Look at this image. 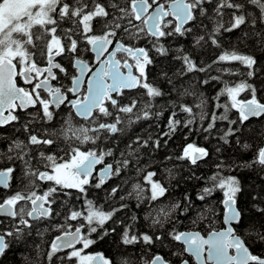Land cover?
I'll list each match as a JSON object with an SVG mask.
<instances>
[{"label":"trees","instance_id":"16d2710c","mask_svg":"<svg viewBox=\"0 0 264 264\" xmlns=\"http://www.w3.org/2000/svg\"><path fill=\"white\" fill-rule=\"evenodd\" d=\"M17 38L13 35L12 44L26 48L25 38ZM153 42L145 46L151 53L147 115L142 119L138 114L125 123L114 142L117 158L132 159L129 165L137 169L130 177L136 187L149 176L163 190L152 196L147 188L123 189L118 216L106 223L109 231L92 241L91 249L102 253L109 264H148L156 253L172 264L184 259L194 264L175 235L182 230L205 234L222 227V197L231 193L241 211L235 232L253 254L264 257V165L258 160L264 114L244 118L235 107L237 98L264 103V1L202 0L186 28L180 33L164 31ZM139 106L135 105L138 112ZM9 136L0 148L1 166L17 160L20 168L24 150ZM189 146L205 154L193 160L185 154ZM104 187L88 191L83 196L87 200L77 198L79 206H73L87 213L98 211L93 200L109 191ZM66 204L61 210L65 213ZM52 220L12 237L0 264H79L77 257L50 249V238L62 230L59 220Z\"/></svg>","mask_w":264,"mask_h":264},{"label":"flooded vegetation","instance_id":"af4514ba","mask_svg":"<svg viewBox=\"0 0 264 264\" xmlns=\"http://www.w3.org/2000/svg\"><path fill=\"white\" fill-rule=\"evenodd\" d=\"M42 1L40 21H36L42 26V31H34V19L30 13L25 37L19 39L25 38V59L21 61L14 57L17 66L16 83L29 95L30 100L28 99L26 105L15 101L14 108L4 111L5 116L12 115L11 120L0 125V148L6 134H9L10 140L17 142L24 149L19 158L20 168H17V160L10 161V164L5 166L0 163V170L9 172L7 187H0V203L10 200L15 210L14 217L0 214V236H4L7 247L10 239L15 238L16 234L32 232L34 228L46 224L52 220L51 216L56 215L57 218L52 222L59 220L58 228H64L58 233L73 232L79 228L82 238L80 237L77 245L69 249L57 250L51 246V241L58 235L55 233L49 240L50 249L62 253L61 256L66 253L72 256L71 253H76L79 249L92 255L98 252L91 249L92 241H99L100 235L97 232L103 226L110 228L106 223L112 216L99 226L97 220L88 219L86 209L79 213L73 205L79 206L77 198L85 199L83 196H86L88 191L94 193L100 187L120 186L116 179L119 180L118 173L127 165V160L121 161L115 152L114 140L119 137V126L130 116V106L142 105L139 115L143 119L146 117L145 105L150 104L147 97L150 94L147 93L150 89L148 76L151 53L145 46L151 41L154 43V38L146 32L144 19L158 5L162 10H167L172 0H145L146 14L142 17L137 16L135 12L132 5L134 0ZM187 2L193 10L200 0ZM187 26L188 23L184 28ZM160 28L163 32L175 30L176 20L169 11L162 18ZM97 39L111 41L98 54L91 47V43ZM117 42L131 48L143 47L146 54L134 58L132 54L120 48L113 50ZM113 67H116V70ZM25 68L29 70L24 72ZM127 70L142 82L139 81L138 85L132 88L119 86V90L114 89L111 76L127 74ZM79 76L81 80L76 84ZM92 78L98 83L93 98L98 106L90 112H77L76 107L94 103L87 101ZM159 99L160 97L158 101ZM89 156L97 157L99 161L93 165L91 172H81L78 166ZM191 158L195 159L193 156ZM101 170L106 171V180L100 177ZM37 198H40V203L37 204L35 216H32L33 201ZM21 201L22 209L19 204ZM65 204L66 209L68 208L66 213L61 211L64 210ZM72 208L73 210H69ZM46 210L47 213L44 214ZM86 240L90 243L84 246L83 242ZM91 257L88 264H92Z\"/></svg>","mask_w":264,"mask_h":264},{"label":"water","instance_id":"95a60500","mask_svg":"<svg viewBox=\"0 0 264 264\" xmlns=\"http://www.w3.org/2000/svg\"><path fill=\"white\" fill-rule=\"evenodd\" d=\"M133 6L139 17L143 16L146 12L147 3L145 0H136L133 2ZM167 11L171 16L176 19V32H180L182 26L186 24L192 16L189 3L186 0H173L169 3L167 10H162L160 5L156 6L144 19L146 31L152 34L154 37H159L162 34V30L158 27L162 18ZM111 41L96 40L92 43L91 47L95 53H100V50L108 45ZM120 48L128 51L136 57L137 54L144 56L145 50L143 48L130 49L123 46L120 42H117L113 50ZM116 70V67H113ZM29 70L26 68L24 72ZM17 74V68L15 62L7 57L0 56V125L7 123L11 117L5 116L4 111L12 108L15 101H18L20 105H26L30 98L24 90L16 85L15 77ZM81 76L76 79V84H79ZM93 82L89 83L90 96L88 102H94L93 105H83L77 109V111L90 112L94 107L96 101L93 100L96 95L98 83L94 78ZM114 89L119 90L121 87H133L137 84V78L127 70V74L113 75L111 76ZM29 99V100H28ZM99 101V99L97 100ZM237 110L241 112L245 117L251 118L264 114V103L257 100H244L237 106ZM84 115L85 113H80ZM204 152L199 154L197 151H193V155L200 156ZM259 160L264 165V143L259 152ZM99 161V158L94 156L87 157L78 168L81 172H91L93 165ZM107 173L105 170L100 171V177L104 180L107 179ZM9 181V173L5 171L0 172V187L6 188ZM40 203V198L33 201V210L31 215L35 216L37 204ZM223 215L222 223L223 227L218 230L210 231L206 234H202L197 230H185L179 232L175 239L182 243L185 249V253L193 258L196 264H250L252 262L264 263V258L257 255H253L250 252L248 246L244 243L243 239L236 233H234V224L238 222L240 218V212L236 206L235 197L231 194L225 196L222 200ZM47 213V210L44 214ZM0 214L10 217L15 216L14 206L10 200H5L0 203ZM81 237V231L75 230L73 232L66 231L56 235L51 241L52 247L58 250H66L70 247L77 245ZM5 248V238L0 236V254ZM92 264H104L100 254H95L91 258ZM148 264H172L165 260L160 253L155 254ZM179 264H189L187 260L181 261Z\"/></svg>","mask_w":264,"mask_h":264},{"label":"rangeland","instance_id":"374dc122","mask_svg":"<svg viewBox=\"0 0 264 264\" xmlns=\"http://www.w3.org/2000/svg\"><path fill=\"white\" fill-rule=\"evenodd\" d=\"M52 1V0H50ZM42 0H0V54H7L10 57H17L19 60L23 61L26 56V48L20 49L19 44H12L11 38L13 35H15L18 38H23L26 34V23L30 21L29 15L32 13V19H34V31L35 32H41L42 26L38 25L36 21H40L39 12L42 8ZM17 38V39H18ZM19 40V39H18ZM239 103V99L237 98L235 100V105ZM130 116L127 119V122H130L131 119L135 120L137 119V110L132 112H129ZM188 155L190 154V151L192 150V147H188ZM149 179V176H147ZM145 177V178H147ZM144 179V182H139V186L137 188H141L142 191H145V188L148 189V185L151 186L150 188V194L152 196H156L157 194L160 195L162 192V187L157 182L153 181L152 179L146 180ZM140 179V178H139ZM149 182V183H148ZM151 182V183H150ZM144 183V184H143ZM148 183V184H147ZM137 184L134 183V185H131L132 188H136ZM160 186V187H159ZM144 189V190H143ZM157 190V191H155ZM161 190V191H160ZM22 197V196H19ZM21 204L20 209H22V201L19 202ZM99 207H97L98 210ZM101 208H99L98 211L95 212H88L86 216L91 220H98V225L100 226V223H103L108 216H111L109 213H102ZM93 216H92V215ZM109 214V215H108ZM99 215V217H98ZM104 215V216H103ZM106 215V216H105ZM102 216V217H101ZM103 220H101V218ZM105 219H104V218ZM100 218V219H98ZM100 220V221H99ZM109 220V219H108ZM106 220V221H108ZM90 243L89 240H86L83 242V245L86 246ZM76 253H71L72 256L77 257L79 264H88L89 259L91 257V253L85 252L82 249H79L75 251Z\"/></svg>","mask_w":264,"mask_h":264},{"label":"bare ground","instance_id":"6f19581e","mask_svg":"<svg viewBox=\"0 0 264 264\" xmlns=\"http://www.w3.org/2000/svg\"><path fill=\"white\" fill-rule=\"evenodd\" d=\"M264 1V0H263ZM59 2V1H58ZM57 2V3H58ZM229 2V1H228ZM60 4V3H59ZM63 4V3H62ZM58 7H60V6H58ZM51 8V7H50ZM65 8V7H64ZM78 8V7H77ZM54 12V11H53ZM206 13V12H205ZM66 16V15H65ZM199 16H201V15H199ZM198 16V17H199ZM58 17V16H57ZM67 18V17H66ZM201 18V17H200ZM208 18V17H207ZM52 20V19H51ZM204 20V19H203ZM215 20V19H214ZM80 21V20H79ZM239 21V20H238ZM251 21V20H250ZM66 22V21H65ZM215 22V21H214ZM53 23V22H52ZM78 23V22H77ZM218 23V22H217ZM246 23V22H245ZM244 23V24H245ZM47 24V23H46ZM210 24V23H209ZM220 24H221V22H220ZM81 25V24H80ZM106 25H108V24H106ZM229 25V24H228ZM104 26V25H103ZM115 26V25H114ZM140 26V25H139ZM102 27V26H101ZM143 27V26H142ZM185 27V26H184ZM72 29V28H71ZM107 29V28H106ZM226 29H227V27H226ZM78 30V29H77ZM133 30V29H132ZM218 30V29H217ZM97 31V30H96ZM212 31V30H211ZM93 32V31H92ZM217 32V31H216ZM79 33V32H78ZM212 34V33H211ZM139 35V34H138ZM128 36V35H127ZM126 36V37H127ZM148 37V36H147ZM208 37V36H207ZM67 38V37H66ZM128 38H130V36L128 37ZM131 38H132V36H131ZM225 38V37H224ZM43 39V38H42ZM171 39V38H170ZM209 39V38H208ZM210 41V40H209ZM79 42V41H78ZM133 44V43H132ZM154 44V43H153ZM180 44V43H179ZM78 45V44H77ZM205 45V44H204ZM44 47V46H43ZM86 47V46H85ZM158 47V46H157ZM87 48V47H86ZM161 48H162V46H161ZM210 48V47H209ZM189 49V48H188ZM191 49V48H190ZM218 49V48H217ZM195 50V49H194ZM189 51V50H188ZM191 52V51H190ZM189 52V53H190ZM195 52H197V51H195ZM73 53V52H72ZM183 53H185V51L183 52ZM194 53V52H193ZM193 53H191V55L193 56ZM218 53V52H217ZM220 53V52H219ZM158 54V53H157ZM176 54V53H175ZM174 54V55H175ZM178 55V54H177ZM184 55V54H183ZM186 55H187V51H186ZM65 56V55H64ZM155 56V55H154ZM188 56H190V55H188ZM217 56V55H216ZM250 56V55H249ZM177 57V56H176ZM155 58V57H154ZM157 59H160V57L159 58H157ZM162 59V58H161ZM161 59H160V61H161ZM214 59V58H213ZM212 59V60H213ZM229 60V59H228ZM253 60V59H252ZM158 61V60H157ZM156 62V61H155ZM194 62V61H193ZM200 62V61H199ZM219 62V61H218ZM215 63V62H214ZM216 64V63H215ZM224 64V63H223ZM247 64V63H246ZM166 65V64H165ZM207 65V64H206ZM217 65V64H216ZM215 65V66H216ZM221 65V64H220ZM248 65V64H247ZM170 67V66H169ZM176 67V66H175ZM153 68H155V67H153ZM162 68V67H161ZM249 68H251V67H249ZM171 69V68H170ZM181 69V68H180ZM185 70V69H184ZM173 71H174V69H173ZM239 71V70H238ZM237 71V72H238ZM210 72V71H209ZM208 72V73H209ZM251 72V71H250ZM179 74V73H178ZM160 75V74H159ZM164 75V74H163ZM191 75V74H190ZM192 76H194V75H192ZM244 76H245V74H244ZM141 77V76H140ZM216 77V76H215ZM243 77V76H242ZM241 77V78H242ZM157 79V78H156ZM139 81H141V80H139ZM158 81H159V79H158ZM160 81H161V79H160ZM242 81V80H241ZM244 81V80H243ZM242 81V82H243ZM62 82V81H61ZM142 82V81H141ZM202 82V81H201ZM236 82V81H235ZM240 82V81H239ZM252 82V81H251ZM212 83H213V81H212ZM201 84V83H200ZM241 85V84H240ZM249 85V84H248ZM141 87V86H140ZM150 87V86H149ZM203 87V86H202ZM216 87V86H215ZM187 90V89H186ZM150 91V90H149ZM250 91V90H249ZM198 92V91H197ZM149 93V92H148ZM151 93V92H150ZM201 94H202V92H201ZM185 95V94H184ZM188 96V95H187ZM216 97V96H215ZM175 98V97H174ZM184 99V98H183ZM191 99V98H190ZM199 100V99H198ZM184 101V100H183ZM186 101V100H185ZM189 101V100H188ZM201 101V100H200ZM186 103H188V102H185V104ZM190 103V102H189ZM202 103V102H201ZM125 105V104H124ZM171 109V108H170ZM227 109V108H226ZM36 110V109H35ZM144 112V111H143ZM142 112V113H143ZM39 115V114H38ZM147 115V114H146ZM221 115V114H220ZM37 116V115H36ZM206 116V115H205ZM22 117V116H21ZM58 117V116H57ZM240 118V117H239ZM263 118V117H262ZM69 119V118H68ZM72 119V118H71ZM105 119V118H104ZM153 119V118H152ZM132 120V119H131ZM63 121V120H62ZM106 121H107V119H106ZM229 121V120H228ZM125 123H127V120L123 123V124H121L120 126H119V131H121L122 129L121 128H124L123 127V125L125 124ZM92 124V123H91ZM96 124V123H95ZM172 124V123H171ZM67 125V124H66ZM128 126V125H127ZM262 126V125H261ZM130 127V126H129ZM108 128V127H107ZM164 128V127H163ZM241 128V127H240ZM47 129V128H46ZM126 130V129H125ZM165 130V129H164ZM164 130H162V131H164ZM172 130V129H171ZM36 131V130H35ZM61 131V130H60ZM89 131V130H88ZM45 132V131H44ZM161 132V131H160ZM165 132V131H164ZM223 132V131H222ZM159 133V132H158ZM218 133V132H217ZM38 134V133H37ZM135 134V133H134ZM73 135V134H72ZM167 135V134H166ZM192 135V134H191ZM234 135V134H233ZM79 136V135H78ZM164 136V135H163ZM149 137V136H148ZM151 138V137H150ZM171 138V137H170ZM155 139V138H154ZM86 140V139H85ZM18 141V140H17ZM156 141V140H155ZM157 142V141H156ZM58 143V142H57ZM262 143V142H261ZM82 144V143H81ZM62 145V144H61ZM254 145V144H253ZM121 146V145H120ZM208 146V145H207ZM233 146V145H232ZM73 147V146H72ZM18 148V147H17ZM68 148H70V147H68ZM75 149V148H74ZM77 149H79V148H77ZM172 149V148H171ZM260 149V148H259ZM24 150V149H23ZM75 151V150H74ZM170 152V151H169ZM53 153V152H52ZM54 154V153H53ZM64 154V153H63ZM127 154H128V152H127ZM130 155V154H129ZM209 155V154H208ZM175 156V155H174ZM119 157V156H118ZM125 157H126V155H125ZM130 157V156H129ZM191 157V156H190ZM64 158V157H63ZM119 159V158H118ZM121 159H123V158H121ZM127 159V158H126ZM129 159H131V158H129ZM155 159H157V158H155ZM227 159V158H226ZM112 160V159H111ZM132 160V159H131ZM130 160V161H131ZM168 160V159H167ZM121 161H123V160H121ZM130 161H128L127 160V165H125L121 170H120V172L118 173V176H119V180L118 179H116L118 182H119V185L120 186H117L116 188H109V191L108 192H106V193H104V195L103 194H101V199L99 198V200H96L95 201V204L97 205V207H98V205H99V208H104L105 210H107L106 211V213H109L111 216H113V217H117L118 215H117V211H118V208L119 207H117L118 205H119V203L122 201V197H124L123 196V193H122V191L124 192V190L123 189H128V188H132L131 187V185H134V181L131 179L130 180V177L131 176H133L135 173H136V171H134V170H137V169H134L133 170V168H131L130 166L131 165H129V162ZM139 161V160H138ZM141 161H142V159H141ZM145 161V160H144ZM143 161V162H144ZM226 161V160H225ZM25 162V161H24ZM50 162V161H49ZM133 162H134V160H133ZM136 162V161H135ZM142 162V163H143ZM166 162V161H165ZM176 162V161H175ZM26 163V162H25ZM108 163H109V160H108ZM121 163V162H120ZM126 163V162H125ZM132 163V162H131ZM124 164V163H123ZM140 164V163H139ZM139 164H135V165H139ZM177 164H179V163H177ZM224 164V163H223ZM119 165V164H118ZM141 165V164H140ZM23 166V165H22ZM123 166V165H122ZM133 166V165H132ZM143 166V165H142ZM222 166V165H221ZM49 167V166H48ZM114 167V166H113ZM138 167H140V166H138ZM26 168V167H25ZM136 168V167H135ZM117 169V168H116ZM142 169V168H141ZM31 170V169H30ZM139 170V169H138ZM27 171V170H26ZM42 171V170H41ZM115 171V170H114ZM145 171H147V170H145ZM163 171V170H162ZM151 173V172H150ZM142 174V172L141 173H139V175H141ZM176 174V173H175ZM182 174V173H181ZM135 176V175H134ZM136 176H138V175H136ZM152 176V175H151ZM139 177H141V176H139ZM147 177V176H146ZM172 177V176H171ZM98 178V177H97ZM133 178V177H132ZM135 178V177H134ZM143 178V177H142ZM162 178V177H161ZM146 180L148 179V177L147 178H145ZM149 179H151L150 177H149ZM149 179H148V181H149ZM176 179V178H175ZM213 179V178H212ZM144 180V179H143ZM34 181V180H33ZM98 181V180H97ZM139 183V182H138ZM149 183V182H148ZM147 183V184H148ZM151 183V182H150ZM181 183V182H180ZM28 184H30V183H28ZM144 184V183H143ZM27 185V184H26ZM195 185V184H194ZM23 186V185H22ZM136 186V185H135ZM139 186H142V185H139ZM152 186V185H151ZM151 186H149L148 185V189L150 190V188L149 187H151ZM35 187V186H34ZM47 187V186H46ZM110 187V186H109ZM160 187V186H159ZM53 188V187H52ZM99 188V187H98ZM102 188V187H101ZM137 188V187H136ZM81 189V188H80ZM94 189V188H93ZM92 189V190H93ZM133 189V188H132ZM21 190V189H20ZM82 190H84V189H82ZM144 190V189H143ZM165 190V189H164ZM211 190V189H210ZM239 190V189H238ZM241 190V189H240ZM32 191V190H31ZM127 191V190H126ZM131 191V190H130ZM151 191V190H150ZM155 191H157V190H155ZM161 191V190H160ZM67 193V192H66ZM94 193H96V191L94 192ZM125 193V192H124ZM128 193V192H127ZM151 193V192H150ZM147 194V193H146ZM29 195V194H28ZM27 195V196H28ZM158 195V194H157ZM256 196V195H255ZM223 198V197H222ZM55 199V198H54ZM202 199V198H201ZM76 200V199H75ZM83 200V199H82ZM78 201V200H77ZM94 201V200H93ZM204 202V201H203ZM94 204V205H95ZM55 206V205H54ZM212 206V205H211ZM68 207H69V205H68ZM78 207V206H77ZM223 207V206H222ZM99 208H98V210H99ZM218 209V208H217ZM69 210H73V208L72 209H69ZM159 210V209H158ZM77 212H79L78 210H77ZM92 212V211H91ZM241 212V211H240ZM264 212V211H263ZM21 213V212H20ZM53 213V212H52ZM80 213V212H79ZM86 213V212H85ZM214 213V212H213ZM65 214V213H64ZM70 214V213H69ZM88 214V213H87ZM108 214V215H109ZM209 214V213H208ZM260 214V213H259ZM73 215H74V213H73ZM72 215V216H73ZM82 215V214H81ZM92 215V214H91ZM222 215H223V211H222ZM63 216V215H62ZM83 216V215H82ZM93 216V215H92ZM104 216V215H103ZM106 216V215H105ZM211 216V215H210ZM22 217V216H21ZM64 217V216H63ZM68 217V216H67ZM77 217V216H76ZM98 217H99V215H98ZM102 217V216H101ZM100 217V218H101ZM216 217V216H215ZM66 218V217H65ZM100 218H98V219H100ZM104 218V217H103ZM108 218H109V216H108ZM213 218V217H212ZM60 219H62V218H60ZM89 219V218H88ZM105 219V218H104ZM158 219V218H157ZM65 220V219H64ZM63 220V221H64ZM69 220V219H68ZM97 220V219H96ZM101 220H103L102 218H101ZM67 221V220H66ZM66 221H65V223H66ZM98 221V220H97ZM100 221V220H99ZM60 222V221H59ZM68 222V221H67ZM72 222V221H71ZM54 223V222H53ZM57 223V222H56ZM64 223V224H65ZM70 223V222H69ZM75 223V222H74ZM95 223V222H94ZM97 223V222H96ZM104 223V222H103ZM110 223V222H109ZM60 224V223H59ZM63 224V223H62ZM87 224V223H86ZM99 224H101L100 222H99ZM113 224V223H112ZM245 224V223H244ZM93 225V224H92ZM64 226V225H63ZM68 226V225H67ZM35 227V226H34ZM66 227V226H65ZM108 227V226H107ZM107 227H105V226H103L97 233L100 235V237L101 236H103L104 234H106L107 233V231H109V228H107ZM73 228V227H72ZM64 229V228H63ZM62 229V230H63ZM69 229V228H68ZM79 229V228H78ZM78 229H76V230H78ZM95 229V228H94ZM123 229V228H122ZM80 230V229H79ZM84 230V229H83ZM87 230V229H86ZM90 230V229H89ZM248 230V229H247ZM260 230V229H259ZM85 231V230H84ZM83 231V232H84ZM244 231H246V230H244ZM9 232V231H8ZM95 232V231H94ZM120 232V231H119ZM119 232H117V233H119ZM12 233V232H11ZM26 233V232H25ZM91 233V232H90ZM255 233V232H254ZM34 234V233H33ZM89 234V233H88ZM121 234H123V230L121 231V233H120V235ZM248 235V234H247ZM264 235V234H263ZM176 236V235H175ZM258 237V236H257ZM82 238V237H81ZM88 238V237H87ZM103 238V237H102ZM90 239H91V237H90ZM106 240V239H105ZM140 242V241H139ZM33 243V242H32ZM253 243V242H252ZM253 246V245H252ZM83 248V247H82ZM21 249V248H20ZM19 250V249H18ZM83 250V249H82ZM68 251V250H67ZM65 252V251H64ZM6 254H7V252H6ZM67 254V253H66ZM38 256V255H37ZM45 257H46V255H44ZM49 258V257H48ZM92 258V257H91ZM262 258H264V257H262ZM45 259V258H44ZM60 259V258H59ZM68 259V258H67ZM47 260V259H46ZM45 261V260H44ZM55 261V260H54ZM58 261V260H57ZM48 262V261H47ZM73 262V261H72ZM71 262V263H72ZM42 263V262H41ZM70 263V262H69ZM261 263V262H260ZM46 264V263H45ZM50 264V263H49ZM112 264V263H111ZM261 264H264V263H261Z\"/></svg>","mask_w":264,"mask_h":264}]
</instances>
